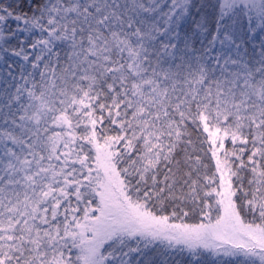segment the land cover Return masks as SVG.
<instances>
[{
	"label": "snow or ice",
	"instance_id": "6c2138e0",
	"mask_svg": "<svg viewBox=\"0 0 264 264\" xmlns=\"http://www.w3.org/2000/svg\"><path fill=\"white\" fill-rule=\"evenodd\" d=\"M0 264H264V0H0Z\"/></svg>",
	"mask_w": 264,
	"mask_h": 264
}]
</instances>
